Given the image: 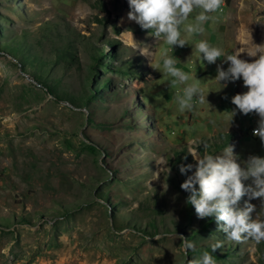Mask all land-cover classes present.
<instances>
[{"label": "rangeland", "instance_id": "374dc122", "mask_svg": "<svg viewBox=\"0 0 264 264\" xmlns=\"http://www.w3.org/2000/svg\"><path fill=\"white\" fill-rule=\"evenodd\" d=\"M129 11L128 0H0V264H195L204 251L216 264H264V240L226 239L181 188L192 154L231 145L242 167L264 158L250 132L258 114L231 102L243 79L214 80L225 55L259 57L246 50L264 46V0H223L172 51ZM201 40L224 55L208 64ZM166 49L207 95L192 111L176 102L183 85L163 70ZM181 164L194 167L182 175ZM248 202L255 219L261 201Z\"/></svg>", "mask_w": 264, "mask_h": 264}, {"label": "clouds", "instance_id": "9594fccd", "mask_svg": "<svg viewBox=\"0 0 264 264\" xmlns=\"http://www.w3.org/2000/svg\"><path fill=\"white\" fill-rule=\"evenodd\" d=\"M130 11L128 19L135 21L143 30H154L153 35L157 38L163 36L165 42L171 46L184 47L187 43L181 39V28L191 35L203 33V25L213 19L210 14L216 13L223 4V0H128ZM199 10L194 17V23H189L190 14ZM196 51L201 54L202 60L213 64L223 54L218 47L210 45L206 40H201L195 45ZM251 57H259L253 62H247L240 58L241 50L233 54L225 55V60L230 62L227 70L217 65V76L214 80L235 82L243 79L244 86L248 89L243 94H236L232 103L243 114L256 113L259 116L258 127L253 135L258 136L264 142V46L252 45L246 50ZM163 70L174 78L172 84L183 85L182 94H176V102L181 112L192 111L194 97L203 104L206 96L200 87L198 79L189 83L192 77L177 68V59L164 50L161 54ZM208 94V93H207ZM235 112H232V116ZM197 161L195 171L193 164H181L179 171L187 175L181 184L182 190L189 193L186 203L195 208L197 217L200 219L213 217L219 225V231L225 233V238L235 242L243 239H253L257 242L264 240V158L249 156L244 161V167L237 162L239 157L234 155V146H226L221 155L192 154ZM251 180L247 186L244 181ZM198 185V189L196 187ZM245 195L248 201L259 198L261 210L255 219L250 214L255 211V205L245 201L244 207H238V202ZM181 246L185 253L195 250V244L188 238L181 237ZM223 247V241L217 240L211 245L212 252ZM195 264H216L211 252L204 251Z\"/></svg>", "mask_w": 264, "mask_h": 264}, {"label": "built area", "instance_id": "2783aa9c", "mask_svg": "<svg viewBox=\"0 0 264 264\" xmlns=\"http://www.w3.org/2000/svg\"><path fill=\"white\" fill-rule=\"evenodd\" d=\"M257 127H258V126L253 127V128L250 130V132L253 134L254 129L257 128Z\"/></svg>", "mask_w": 264, "mask_h": 264}]
</instances>
